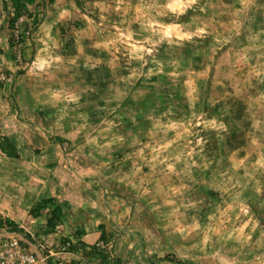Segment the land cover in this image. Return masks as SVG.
Here are the masks:
<instances>
[{
	"label": "rangeland",
	"instance_id": "1",
	"mask_svg": "<svg viewBox=\"0 0 264 264\" xmlns=\"http://www.w3.org/2000/svg\"><path fill=\"white\" fill-rule=\"evenodd\" d=\"M21 28L0 87L25 114L22 157L41 165L14 179L0 156V183L30 191L60 168L130 208L157 260L264 264V0H33ZM35 229L48 264L80 253ZM116 234L86 250L96 264H113Z\"/></svg>",
	"mask_w": 264,
	"mask_h": 264
},
{
	"label": "crops",
	"instance_id": "2",
	"mask_svg": "<svg viewBox=\"0 0 264 264\" xmlns=\"http://www.w3.org/2000/svg\"><path fill=\"white\" fill-rule=\"evenodd\" d=\"M3 1L5 6L2 4ZM12 15L13 11L9 0H0V69L14 73L19 68L17 64L18 57L15 56L16 48H19V45H15L14 41L16 42V40L14 37L16 34L21 33L22 28L17 31L9 26ZM19 105L16 94L10 93L8 86H1L0 141L7 138L16 147L19 159L7 158L1 153L0 156L17 162L18 172L11 175L14 179H22L26 173L35 172L36 167L41 165L39 161L35 160V165L32 167L31 164L33 163H30V161L33 160V157L29 156L28 159L26 158L28 155L22 157L23 153L29 151H27L29 147L24 138L16 135V131L18 133L25 131L24 126H26L25 114L23 108H20L21 105ZM52 148L54 150L56 147L52 146ZM43 158L41 162L46 166V169H52L55 163L59 164V160L54 156L46 155ZM26 159L27 163L23 161H26ZM47 171L48 178L44 180L35 178L34 186L36 187L31 188L30 191L22 186L15 193L14 190L9 191V187L0 183V219L11 220L17 229L22 230L20 233L15 234L21 236L25 243L32 244L30 241H32L33 231L36 230L35 227L37 230L44 229L48 216L47 211H44L37 218H33L29 215L30 209L42 199L52 198L56 205L61 208L62 216L58 225L52 230L53 233L44 235L43 240L57 245L61 238L67 237L73 239L75 247L80 250V253L76 256L65 255L56 264H72L71 262H65L68 260H65V258L82 260L80 262L82 264H88L89 261H91L90 264H96V260H92L83 247L92 248L101 240V235L106 237L112 230H115L117 234L112 242L111 254L119 260V264H179V255L175 253L174 249L168 250L175 255L173 257L169 256L171 262H165L164 259L162 261L157 260L155 259L156 256L147 253V248L153 246V243L145 238L146 235L142 230L144 227L140 223L136 220H128L130 208L117 205L116 202L97 190H87L84 187L85 182H67L63 179L60 168ZM2 176L3 173L0 170V180ZM53 178H56V180L53 181ZM2 234L4 232L0 231V235Z\"/></svg>",
	"mask_w": 264,
	"mask_h": 264
},
{
	"label": "trees",
	"instance_id": "3",
	"mask_svg": "<svg viewBox=\"0 0 264 264\" xmlns=\"http://www.w3.org/2000/svg\"><path fill=\"white\" fill-rule=\"evenodd\" d=\"M33 0H9L10 6L12 8L13 11V15L11 17V19L9 20V26L12 27V25L14 24L15 20L20 16V14L25 10V7L27 4H32ZM52 2V0H51ZM3 6H5V2L3 1ZM0 153L7 157V158H12V159H19V155L17 152L16 147L7 139L4 138L2 139V141H0ZM52 207V208H51ZM47 211V219H46V224L45 227L43 229V235L49 234L51 233V231L54 229V227L56 226V224H58L61 216H62V210L61 208L56 205L54 199L52 198H46V199H42L41 201L37 202L35 205H33V207L30 209L29 211V215L33 218H37L41 212ZM6 221L0 219V231L3 230L4 226L6 225ZM10 227L9 231L10 233H15V232H19L16 230V227L14 226V224L12 223H7ZM106 237H104L103 235H101V240H105ZM84 250H89V248L87 249V247H83ZM90 253L92 252L93 255L95 254V248L92 247L90 248ZM100 258L102 260L105 261L106 259V255L101 254ZM164 260L167 261V258L165 257ZM113 264H119V260L117 259H113L112 260ZM73 264V263H72Z\"/></svg>",
	"mask_w": 264,
	"mask_h": 264
},
{
	"label": "built area",
	"instance_id": "4",
	"mask_svg": "<svg viewBox=\"0 0 264 264\" xmlns=\"http://www.w3.org/2000/svg\"><path fill=\"white\" fill-rule=\"evenodd\" d=\"M0 80L8 82L10 76L0 73ZM106 242L101 241L95 244V248L98 251L106 250ZM37 247V250H33L32 246L21 241L20 237L16 234L4 233L0 235V264H48L46 259L40 253L41 249ZM73 248L72 241H65L59 246V252H70ZM39 249V251H38ZM50 256L52 255L49 252Z\"/></svg>",
	"mask_w": 264,
	"mask_h": 264
}]
</instances>
